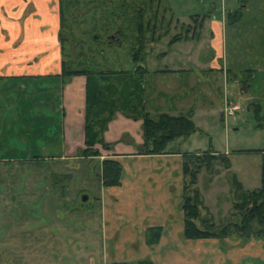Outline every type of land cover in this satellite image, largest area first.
<instances>
[{
    "label": "rangeland",
    "instance_id": "rangeland-1",
    "mask_svg": "<svg viewBox=\"0 0 264 264\" xmlns=\"http://www.w3.org/2000/svg\"><path fill=\"white\" fill-rule=\"evenodd\" d=\"M229 4L233 3L228 0H160L159 4L154 2L150 10L146 11L149 13L146 17L150 16L151 25L154 23L156 25L155 40L160 38L162 41L156 45L155 54L168 51L169 46L166 42L169 38L177 34L185 35L188 27H184L181 23L187 26L191 21L193 24L191 32L196 30V35L200 32L203 34L205 31L194 27V24L199 22L201 17L212 13L219 17L222 7L227 13ZM248 9L252 15L264 13V0H251L248 3ZM90 15L89 20H92L99 13L95 14L91 9ZM252 15L245 17L238 25L229 24L231 27H228L225 32V42L229 45L234 43V35L239 38V35L235 33L238 28L241 36L251 32L253 38H257L256 41L259 43L258 39L264 38V19ZM88 17L89 14L86 18ZM89 20L84 22V26L80 29H75L77 40L86 39L80 32L91 22ZM247 22L251 24L250 29L244 27ZM100 30L98 31L102 33ZM152 42V39L147 40L148 51L152 49ZM194 44L193 41L177 42L173 44L172 50L187 49ZM92 47L96 49L94 56L100 60V54L97 52L99 49L93 43ZM101 49L108 59L110 68L130 70L134 67L128 53L127 42L115 46L103 44ZM145 63L150 69H177L179 66H171L167 58H155V62L151 64L146 57ZM172 74L173 72L167 71L162 74L163 86L159 91L162 90L165 93L157 97L155 102L167 106L172 99L171 102L175 106L178 104L184 106L187 102L194 103V106L198 105L199 107H194L190 116L194 123L199 125V130L186 138L180 137L173 140L169 143L168 150L215 151L218 155L225 157L224 161H228L227 168L215 164L220 172L215 176V182L212 184L214 187L207 185L211 181V174L204 168L199 172L197 179V186L206 203L202 207L209 213H213L215 222L220 225V222L228 215L227 212L231 206L230 196L232 199L235 198L236 187L233 176L244 191L264 188V72L258 74L251 82L253 84L250 85L249 92L256 96L244 100L250 109H246L245 106L242 109L240 105L242 100L236 102L240 110L233 116L226 115L223 108H218L221 96L218 99L217 85L213 81L208 84V88L214 90V97L206 98L202 93L199 95V87L192 91V85L196 84V80L211 78L210 73H197L196 69L188 63L182 67L180 74H177V80L171 77ZM177 81L185 83V92L191 88L189 97H195V99L181 100L179 103L178 93L183 91V87H178L179 90L174 89ZM150 84L153 85V80ZM195 93L197 94L193 95ZM253 104H256L257 108ZM211 109L216 111L212 113ZM177 114L187 116L189 113L182 110ZM59 128L61 127H23L18 131L16 127L15 130L13 127L12 132L3 133L0 148L8 158L0 160V264H106L115 258L119 261V258L128 256L127 251L131 245L120 242L121 238H115V231L113 233L111 225L116 222L124 227L129 224L127 222L129 220L125 215L117 217V214L109 208V202L117 198L120 190L102 186L99 178L102 159L79 158V156L69 159L67 155L64 158L47 159L45 149L40 148L41 145L42 147L47 145L42 139L52 134L50 130L57 131ZM14 140L16 142H13ZM19 143L25 145V149L10 148ZM97 147L104 157L109 155L100 146ZM137 148L134 149L137 150ZM33 156L38 159L32 160ZM29 158L31 160H27ZM170 159L169 157L151 158L140 162L127 160L122 164L126 173L129 170L157 172L158 166L169 165ZM177 193L175 191V194ZM84 196L87 199L83 200ZM217 208L221 211L217 212ZM212 215H208L210 220ZM206 216L207 213L204 214V217ZM197 224L201 226L200 222ZM198 244L197 240H193L192 248L190 250L185 248L188 250L191 261L185 260L184 264H205L206 259H211L212 262L216 260V254L219 253L215 252L217 249L213 244H209L206 250L210 253L209 255L204 254L205 250L199 251ZM231 255L238 257L241 264L248 262L264 264V243L262 246L260 242L257 243L255 248L241 246ZM231 255L223 252L219 258H223L228 264L233 260L230 258ZM123 260L116 263L131 264ZM140 263L145 264L144 261Z\"/></svg>",
    "mask_w": 264,
    "mask_h": 264
},
{
    "label": "crops",
    "instance_id": "crops-1",
    "mask_svg": "<svg viewBox=\"0 0 264 264\" xmlns=\"http://www.w3.org/2000/svg\"><path fill=\"white\" fill-rule=\"evenodd\" d=\"M228 1L233 4H229L227 13L222 7L219 17L212 13L213 15L201 17L200 21L194 24V27L205 31L203 34L200 32L196 35V30L191 32L193 26L191 21L187 26L181 23L184 27H188L185 35H180L182 39L174 42L169 38L166 42L169 46L168 51L155 54L156 45L162 41L160 38L155 40L153 36L152 49L148 51L146 48L147 54L143 60L149 71L145 76L144 106L151 116L156 117L161 113L179 116L177 113L182 110L191 115L194 107H199L188 102L184 106L181 104L175 106L171 102L172 99L167 106L155 102L157 97L165 93L159 91L163 86L162 74L165 71L173 72L171 77L177 80V74H180L182 67L188 63L197 73L212 75L211 78L196 80V84L192 85V91L199 87V95L202 93L206 98L214 97V90L208 88V84L213 81L217 85L218 99L221 96L219 109L223 108L224 95L235 103L242 100L240 103L242 109L243 106L250 109L244 100L256 96L249 92L250 85L258 74L264 72V38L258 39V43L251 32L241 36L237 28L235 33L239 38L234 35V43L230 45L225 42V32L231 27L229 24L238 25L245 17L252 15L247 6L240 13L241 17L238 20L229 21L228 12L234 10L235 2ZM58 5V0H0V76L4 77L0 81V140L3 133L12 132L13 127L18 131L23 127H61L57 131L50 130L52 134L42 139L47 145L44 147L41 145L40 148L45 149L47 159L49 156L55 159L64 158L66 155L70 159L75 158L77 150L84 147L86 77L75 75L62 85ZM252 16L264 19V13H256ZM250 25L247 22L244 27L250 29ZM181 41H193L195 44L187 49L178 48L173 51V44ZM146 57L151 64L155 62V58H167L171 66H179L177 69H150L146 66ZM151 80L153 85L150 84ZM184 84L177 81L174 87V89L183 87V91L178 93L179 103L181 100L195 99L189 97L191 88L184 91ZM253 105L257 108L256 104ZM210 111L214 113L216 109ZM141 125V119H132L117 112L104 132L105 141L111 145V150H104L109 153L106 157L120 162L122 175L118 185L102 186L120 190L117 198L109 202V208L117 214V217L125 215L129 220L127 226L121 227L114 222L111 228L113 233L115 231V238H121L120 242L131 245L127 251L128 256L119 258V261L115 258L112 262H120L124 259L123 262L131 264H141V261L145 264H184L185 260L191 261L187 252L192 248L193 240L187 239L184 235L182 152L173 150V153L163 154L139 153L138 149L143 142ZM196 126L199 127L198 124ZM14 147L25 149L22 143L10 148ZM135 147H138L137 150L134 149ZM102 157L104 156L100 150V158ZM167 157L171 158L170 164L163 167L159 165L157 172L129 170L126 173L122 164L127 160L140 162ZM6 158L8 157L0 148V160ZM210 182L207 185L214 184L215 177ZM175 191L178 193L175 194ZM196 240L199 242V251H206L209 244H213L217 249L215 252L219 253L216 254L217 258L214 262L206 259L205 264H227L223 258H219L223 252L231 255L241 246L255 248L259 242L262 246L260 240L241 243L237 236ZM204 254L210 253L206 251ZM233 255L230 257L233 260L228 264H241L240 259ZM201 259L202 257L200 261Z\"/></svg>",
    "mask_w": 264,
    "mask_h": 264
},
{
    "label": "trees",
    "instance_id": "trees-1",
    "mask_svg": "<svg viewBox=\"0 0 264 264\" xmlns=\"http://www.w3.org/2000/svg\"><path fill=\"white\" fill-rule=\"evenodd\" d=\"M60 29L58 38L61 46V81L62 85L75 75L86 77V98L84 111V147L77 150V156L93 159L100 156L97 146L104 150H111L110 143L104 139V132L108 123L117 112L132 118L141 119L143 142L138 149L141 154L173 153L168 145L173 140L186 138L195 133L198 128L192 117L172 116L161 113L153 117L145 110V76L149 73L143 60L146 56L147 40L153 38L156 32L155 23L151 25V17H146L151 5L160 0H58ZM235 7L228 12V20H238L240 13L251 0H233ZM149 8V9H148ZM91 9L99 13L91 19ZM89 14V17L87 15ZM85 17V21L83 18ZM111 17H113L111 19ZM80 33L85 40H77L75 29L84 26ZM101 29V30H100ZM100 30L102 33H100ZM116 32L119 42L107 37ZM188 31H186L187 34ZM148 36L150 38L148 39ZM181 40L180 34L174 35L172 42ZM170 41V42H171ZM129 44L131 62L134 67L130 70H116L108 66V59L101 51L103 44L107 46ZM99 49L100 60L96 59V49ZM0 76V81L3 79ZM184 186L182 194V209L184 212V235L187 239L207 237H227L238 232L241 238L247 239L251 235L264 234V188L244 191L235 183L236 202L234 209L240 214V222L227 221L216 224L210 218L202 216L203 200L199 188L196 186L198 174L203 168L212 171L217 162L228 167L225 157L206 152H183ZM221 157V159H220ZM50 158V156H49ZM218 158L220 160H218ZM38 157L33 156L32 160ZM27 160H31L30 158ZM122 166L113 158H103L99 178L103 186H114L120 183ZM253 205L249 208L248 206ZM198 222L202 225L199 227ZM256 225V230L254 229ZM125 264V263H109Z\"/></svg>",
    "mask_w": 264,
    "mask_h": 264
},
{
    "label": "flooded vegetation",
    "instance_id": "flooded-vegetation-1",
    "mask_svg": "<svg viewBox=\"0 0 264 264\" xmlns=\"http://www.w3.org/2000/svg\"><path fill=\"white\" fill-rule=\"evenodd\" d=\"M58 3H59V1H58ZM59 6V5H58ZM59 9V8H58ZM59 29H60V18H59ZM58 33H59V31H58ZM111 36H115V39H113L112 41H117V42H119V38H118V36H117V33L116 32H113V33H111L110 35H108V39H109V37H111ZM110 40V39H109ZM61 47V46H60ZM198 128V127H197ZM199 130V129H198ZM173 151V150H172ZM188 152V151H187ZM194 152H199V153H202V151H194ZM183 153V152H182ZM211 153H213V154H216V155H218L215 151H211ZM225 156V155H224ZM79 158H81V157H79ZM97 158H99V159H103V158H107V157H102V158H100V156H98ZM216 164H220V166L221 167H223V165L221 164V163H219V162H217ZM215 167V164H214V166L212 167V171L211 170H208L207 168H204L206 171H210V174H211V179L212 178H214L217 174H218V172H220V170L219 169H217L216 167ZM224 168V167H223ZM225 168H227V167H225ZM203 170V169H202ZM201 170V171H202ZM214 176V177H213ZM184 186V185H183ZM196 186H197V184H196ZM198 187V186H197ZM256 189H259V188H256ZM252 190H254V189H252ZM231 191V190H230ZM248 191H251V190H248ZM234 196V195H233ZM231 198H230V200H229V202H231V206L229 207V209H228V212H227V216L225 217V219L224 220H220L221 222V224H224V223H226L227 221H233V222H237V223H239L240 222V214H239V212L237 211V209H234L233 208V205H234V203L237 201L236 199V196H234L235 198H233L232 199V196H230ZM202 200H203V206L204 205H206V203L204 202V199L202 198ZM253 204L252 203H250V205L248 206V208L247 209H249L251 206H252ZM204 210H206L204 207L202 208V216L204 217V214L205 213H207V217L209 218L213 213H209V211L208 210H206V211H204ZM217 212L219 211H221L220 210V208H217V210H216ZM210 214V216H208ZM215 215H212V221L213 222H215V217H214ZM223 218V217H222ZM220 219V218H219ZM201 223V222H200ZM216 223V222H215ZM217 224V223H216ZM201 225H202V223H201ZM255 228V230H256V225L254 226ZM264 231V229H262L261 230V233ZM232 236H237L239 239H240V242L241 243H245V242H247L248 240H260V241H262V243H264V234H258V235H251L250 236V238H247V239H242L241 238V236L239 235V233L238 232H232L231 233V235H229V236H227V237H232ZM207 238H209V237H207ZM216 238H218V237H216ZM221 238H224V237H221ZM201 239V238H200ZM191 240H196V239H191ZM109 263H114V262H109ZM109 263H106V264H109Z\"/></svg>",
    "mask_w": 264,
    "mask_h": 264
},
{
    "label": "built area",
    "instance_id": "built-area-1",
    "mask_svg": "<svg viewBox=\"0 0 264 264\" xmlns=\"http://www.w3.org/2000/svg\"><path fill=\"white\" fill-rule=\"evenodd\" d=\"M224 104H223V110L224 113L228 116H233L236 111L240 110V106L236 104L235 102H232L226 95H224Z\"/></svg>",
    "mask_w": 264,
    "mask_h": 264
},
{
    "label": "water",
    "instance_id": "water-1",
    "mask_svg": "<svg viewBox=\"0 0 264 264\" xmlns=\"http://www.w3.org/2000/svg\"><path fill=\"white\" fill-rule=\"evenodd\" d=\"M109 39H110V40H113V39H115V36H111V37H109ZM85 199H87L86 196H84L83 200H85Z\"/></svg>",
    "mask_w": 264,
    "mask_h": 264
}]
</instances>
